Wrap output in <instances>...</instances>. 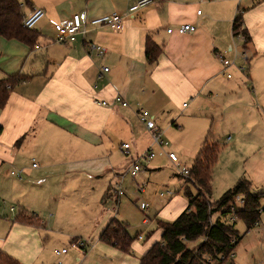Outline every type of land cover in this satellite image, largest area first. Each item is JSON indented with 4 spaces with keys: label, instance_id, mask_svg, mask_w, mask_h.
Here are the masks:
<instances>
[{
    "label": "crops",
    "instance_id": "obj_1",
    "mask_svg": "<svg viewBox=\"0 0 264 264\" xmlns=\"http://www.w3.org/2000/svg\"><path fill=\"white\" fill-rule=\"evenodd\" d=\"M19 1L24 18L36 8L43 9L45 16L35 27L38 39L34 47L0 36V81L15 74L26 78L8 86L7 101L0 106V253L20 264H49L47 251L53 238L87 241L84 236H92L83 263L95 260L99 252L115 264H140L150 244L138 243L144 238L142 229L136 232L130 254L101 241V234L117 219L133 237L127 210L135 204L139 217L144 215L139 222L147 227L156 220L158 227L160 220L177 218L189 201L179 193L163 198L159 194L168 201L153 210V219L148 215L152 205L149 179L138 182L139 173L135 179L127 176L136 182L134 193L129 196L125 186L119 204L111 206L112 200L117 201L118 174L152 144L151 132L139 119L140 108L154 116L164 137L165 122L178 108L179 113L191 116L207 113L213 121L232 119L234 135L229 137L236 149L230 145L227 149L230 156H245L244 168L231 173V159H227L219 186L228 190L246 177L256 190L264 191V128L260 125L264 123V0H154L127 17L120 30L89 26L85 35L67 43L55 40L54 22L79 12L89 17L125 12L138 0ZM240 12L243 27L251 35L248 44L242 42L255 57L248 78L233 80L229 70L236 63L224 69L220 56L233 60L234 47L239 50L233 26ZM184 24H192L195 30L180 33ZM148 41L162 49L154 63L146 57ZM94 44L104 46L105 53L100 55ZM103 67L109 71L103 73ZM117 95L130 105L107 107L95 102V98L112 101ZM242 126L255 129V134L244 135ZM204 128L196 142L199 151L208 136L219 142L207 124ZM123 143L131 145V155L125 154ZM122 153L129 157L126 164L119 160ZM33 158L37 167L32 166ZM12 170H23L22 178L12 175ZM9 201L17 202L18 207H8ZM22 212L27 216L35 213L38 221H18Z\"/></svg>",
    "mask_w": 264,
    "mask_h": 264
},
{
    "label": "trees",
    "instance_id": "obj_2",
    "mask_svg": "<svg viewBox=\"0 0 264 264\" xmlns=\"http://www.w3.org/2000/svg\"><path fill=\"white\" fill-rule=\"evenodd\" d=\"M23 19L24 12L19 0H0V36L34 47L38 32L35 28L24 27ZM243 25L244 18L240 12L234 21V34L243 35L248 44L251 35ZM161 53V48L148 41L146 57L150 63L156 62ZM24 79V76L15 74L0 81V106H4L7 101L10 91L8 86L21 83ZM221 149L219 142L206 137L192 167L189 168V175L180 173L179 177L195 186L197 194L187 187L189 201L184 211L171 221H158L157 229L149 232L147 240L150 244L140 257V264H235L231 255L243 238L236 229L235 221L242 219L247 224L248 232L258 223L264 213L260 203L264 191L256 190L250 179L243 177L219 200H213V169ZM238 196L245 201L243 208L235 206ZM232 217L233 221L230 220ZM37 218L35 213L27 216L22 212L17 219L23 223H32L34 219L37 222ZM100 240L130 254L136 238L129 234L123 222L114 219L101 234ZM199 240L201 243L194 245ZM0 264L20 262L6 253H0Z\"/></svg>",
    "mask_w": 264,
    "mask_h": 264
},
{
    "label": "rangeland",
    "instance_id": "obj_3",
    "mask_svg": "<svg viewBox=\"0 0 264 264\" xmlns=\"http://www.w3.org/2000/svg\"><path fill=\"white\" fill-rule=\"evenodd\" d=\"M243 39L239 36L236 37V42L240 45L239 51L242 54L243 52H246L249 56L250 60L247 61L245 59V55L242 54V56H239V58L236 61V65L232 66L229 70L230 74L233 76V80H237L239 78H243L244 76L247 77V74H250V66L252 64V61L255 56H253L254 53H252V49L246 50L244 48V42H242ZM260 59V56L257 57L256 61ZM248 78V77H247ZM253 90V86L251 85L248 91ZM249 94V93H248ZM223 97L217 99V102H222ZM181 112L178 108L177 113L173 114L171 118L165 122V126L163 128H167L165 133L166 140L169 141L170 145L167 148L168 152H174L178 158L180 159V162H182L183 165H185L187 168H191L193 165V161L198 153V147L196 142L198 139V136L200 135V132L202 131V127L204 128V125H208V128H211L212 125V132L215 138H217L220 142V145L224 148L222 155L220 157L221 163H218V169L216 170L215 179L216 182L213 181V200H219L222 195L224 194L226 190H223L219 185L221 184L223 180V173L224 170V163L227 161V159H231L230 165L228 170L231 173H238L242 172L244 168V158L245 156H241L238 154V157L230 156V149H227V147L230 145L232 150L236 149L235 141L232 142V139H230L229 136H233L234 133L230 130L233 128V121L230 118H227L225 121H213L214 119L210 116L207 117L206 114H196V115H188L189 113H179ZM167 117L163 119L166 120ZM252 120H249L248 122H252ZM264 128V123L261 121L260 124ZM208 129V130H209ZM207 130V131H208ZM255 129H249L242 126V132L244 135L252 136V134H255ZM206 135L207 132H203ZM229 137V138H228ZM264 141V139H263ZM262 141V142H263ZM225 146V147H224ZM146 147V146H145ZM148 149V147L146 148ZM145 149V150H146ZM155 150L159 152V148L156 147ZM141 152V151H140ZM129 157L124 155L123 153L119 155V160L121 164H126L128 162ZM219 159V160H220ZM150 168V169H148ZM181 173V168L177 167L168 157L167 154L163 155H157L156 158L152 160H144L142 163V171L140 172L138 176V182H143V178L145 177V181L149 179L148 182V189L151 192L150 200H148L152 205L150 210H148V215H150L154 219L153 210L164 206L165 203L168 201L167 199H161L159 197V194L163 190H169L175 194L179 193L183 197H186V191L187 187L194 193L197 194V190L195 186L192 183H187L185 178L179 177ZM125 181V186L130 190V194L134 193L132 189L136 188V182L132 181L131 178L127 177ZM235 182L233 186L236 184ZM231 186V187H233ZM229 189V188H228ZM169 196V195H168ZM174 197V196H173ZM11 199V198H10ZM132 199V198H131ZM8 201V200H7ZM111 206L118 205L117 201L112 200ZM261 207L264 208V193L260 199ZM8 207L14 206L18 207L17 202H7ZM122 205V204H121ZM133 205V204H132ZM110 206V207H111ZM134 206V205H133ZM135 206L138 208V204H135ZM130 207L127 210V215L131 218V227L130 232L133 235V237L136 236L137 230L142 229V232H144V238L140 243V245L145 244L147 240V235L149 232L154 231L157 229V225L155 223L156 220L150 223L149 226H143V223L139 222L143 219V214L139 217L138 210L140 209L136 207ZM121 210V206H120ZM118 215V214H117ZM236 229L239 231L241 235H244L243 240L235 250V258L233 261L235 264H264V213H262L258 224L254 225V227L247 232V224L242 219H236L235 221ZM72 236V235H71ZM47 239L48 237H44V239ZM93 237L92 236H84V239L88 242ZM33 240V237L30 238V241ZM74 240L70 238L69 236H59L56 239L53 238V240L50 242V247L47 251L49 254V264H115L108 260H106V257L103 258L102 256L104 254H100L97 252V256L94 259H90L88 262H84V256L87 254V252L90 250V247H87L86 249H75L70 248L71 243ZM201 243V240L196 242L194 245H198ZM45 244V243H44ZM47 244V242H46ZM63 248H70L68 253L59 255L57 252L61 251ZM139 252V251H138ZM52 254V255H51ZM136 256H139V254L136 252ZM103 258L104 260H102ZM227 263H230L227 262Z\"/></svg>",
    "mask_w": 264,
    "mask_h": 264
},
{
    "label": "built area",
    "instance_id": "obj_4",
    "mask_svg": "<svg viewBox=\"0 0 264 264\" xmlns=\"http://www.w3.org/2000/svg\"><path fill=\"white\" fill-rule=\"evenodd\" d=\"M154 0H138L134 4H132L127 11L125 12H114L112 14L103 15L100 17H89L86 12L75 13L70 19L63 20L59 22L53 23V29L56 32L55 40L57 42L67 43L74 41L78 35H85L89 29V26L100 29L103 27H109L113 30H120L123 28L125 20L127 17L133 16L137 11L149 6L152 4ZM198 14H201V11H198ZM45 16V11L41 8H36L28 17L24 18L23 25L28 29L35 28L38 22ZM195 27L192 24H184L182 25L178 31L180 33H186L190 31H194ZM169 32H172L173 29H169ZM234 36H236L234 34ZM243 40H245L243 35H238ZM237 37V36H236ZM93 48H95L100 55H103L106 51L104 46L94 44ZM235 58L233 60L228 59L225 55L220 56V60L222 66L225 68L229 67L232 64L236 63L237 58L240 56V52L238 48L234 47ZM245 59L248 60V56L244 53ZM103 73L109 71L108 67L102 68ZM231 76V75H229ZM103 77V74H100L99 79ZM95 102L101 104L103 106H111V104H122L124 106H129V102L124 100L120 95H117L113 98L112 101L109 100H100L95 98ZM187 104H185L186 106ZM138 116L142 124L145 128L151 132L152 135V144L151 146L143 151L142 153L134 156L129 167L125 170V172L118 174L117 182L115 184V190L117 194V203L119 204L120 198L126 193L127 189L125 187L126 177L130 176L132 179H135L140 171L142 170V163L144 160H152L157 155L167 154L169 159L179 168H181V174L184 176L189 175L190 169L180 162V159L174 152H168L167 147L170 145L169 141L164 137V132L158 129L154 116L146 109L140 108L138 111ZM158 147L160 150L157 152L155 148ZM122 148L126 155H131V145L129 143H123ZM32 166L37 167L38 162L35 158L32 159ZM12 175H15L19 178H22L23 170H12L10 172ZM140 190H144V187H140ZM173 192L169 190H163L160 192V197H166L171 195ZM245 205V201L238 196L236 198V205L238 208H243ZM146 206H143V209ZM13 209V208H12ZM230 220H234V217L230 218ZM258 223H255L257 225ZM90 246L87 241L80 240L74 241L71 243L70 248H85ZM70 248H63L61 251L57 253L65 254L69 251ZM232 258L235 257V253H232ZM223 259V257H222ZM62 264V263H60Z\"/></svg>",
    "mask_w": 264,
    "mask_h": 264
}]
</instances>
